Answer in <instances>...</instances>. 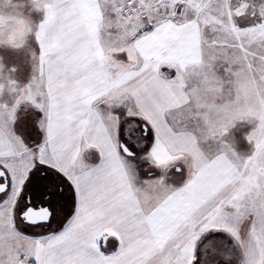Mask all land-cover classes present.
Returning a JSON list of instances; mask_svg holds the SVG:
<instances>
[{"label":"snow or ice","instance_id":"snow-or-ice-1","mask_svg":"<svg viewBox=\"0 0 264 264\" xmlns=\"http://www.w3.org/2000/svg\"><path fill=\"white\" fill-rule=\"evenodd\" d=\"M0 264H264V0H0Z\"/></svg>","mask_w":264,"mask_h":264}]
</instances>
